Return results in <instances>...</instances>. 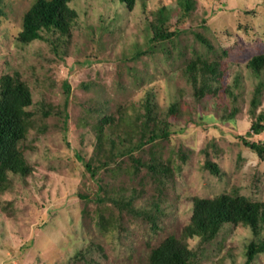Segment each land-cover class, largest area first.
<instances>
[{
  "label": "rangeland",
  "instance_id": "rangeland-1",
  "mask_svg": "<svg viewBox=\"0 0 264 264\" xmlns=\"http://www.w3.org/2000/svg\"><path fill=\"white\" fill-rule=\"evenodd\" d=\"M34 1L0 0V95L2 76L16 75L30 87L35 113L21 143L32 172L10 173L9 187L0 189V264H148L152 248L190 223L194 198L237 191L264 201V161L240 138L250 132L248 109L259 80L244 63L264 52V0H194L186 15L182 0H137L132 10L119 0H76L72 36L57 41V51L45 40L19 39ZM162 7L169 15L165 29L179 32L153 47ZM138 49L146 52L136 56ZM195 52L222 55L225 72L210 81L217 93L201 100L184 74ZM238 71L240 111L227 119L232 102L223 90ZM65 83L71 86L67 106ZM150 91L175 124L155 147L163 162L170 159L171 175L161 184L144 166L136 174L134 161L124 157L121 171L102 168L94 178L86 162L98 165L95 124L120 105L138 107ZM176 99L181 111L169 117ZM252 139L264 140V133ZM136 156L149 162V146ZM207 160L221 174L206 168ZM133 188L143 193L132 195ZM115 195L136 197L137 209H152V195L159 196L161 212L155 222L121 212ZM252 240H264V230L256 237L239 224L209 242L196 237L187 243L198 254L196 264H245ZM251 264H264V252Z\"/></svg>",
  "mask_w": 264,
  "mask_h": 264
},
{
  "label": "trees",
  "instance_id": "trees-1",
  "mask_svg": "<svg viewBox=\"0 0 264 264\" xmlns=\"http://www.w3.org/2000/svg\"><path fill=\"white\" fill-rule=\"evenodd\" d=\"M74 1L76 0L34 1L24 14L22 30L19 32L20 41L30 43L34 40H45L51 43L56 51L59 50L57 44L69 41L72 36L73 24L79 16V12L71 6ZM119 1L125 4L128 10H132L137 4V0ZM181 5L185 15L189 14L194 7V0H182ZM157 17L160 23H155V34L150 38V44L153 47L161 40H170L179 32L165 29L164 23L169 17L167 8L162 7L158 11ZM196 35L199 41L212 47L206 37L201 34ZM150 48L152 46L148 47V49ZM143 52L146 51L138 49L136 56L142 55ZM167 52V56L172 57L173 54ZM223 52L227 54L226 50ZM221 57L222 55H216L210 59L206 54L201 55L195 52L194 56L188 59L184 74L187 76L189 84L194 88V94L198 100L208 94L217 93L210 81L214 78L219 79L225 74ZM244 64L250 74L259 80L253 88L248 109L252 120L250 132L247 136L240 135V138L245 146L253 150L264 161V140L252 139L254 135L264 133V109L259 110L264 93V52L252 55ZM242 77V73L236 72L232 81L224 87L223 92L232 102L231 110H227V114L224 115L227 119H233L240 111L239 98ZM1 85L0 189L3 190L9 187L8 175L10 173L26 176L32 172V166L23 154L21 143L27 136L35 113L30 109L34 104V99L28 84L16 75L4 74L1 78ZM65 91L67 106L71 91V86L68 83H65ZM180 107V102L177 99L171 102L168 107L169 117L179 114ZM129 109L120 105L115 112L104 116L95 124L97 134L95 158L98 165H94L92 161L86 162L87 170L94 178L102 168H112V171L119 172L121 171L119 170L121 169V159L129 157L136 164V174L140 171L141 166H144L149 170V173L151 172L152 179L162 184L164 178L168 179L171 175L170 159L163 162L156 156L155 147L161 140L169 139L175 124L168 121L163 116V112L159 111L155 94L151 91L138 107L132 105ZM48 112L44 113L48 115ZM106 145L108 146L106 147ZM148 146L151 155L149 162L136 156V152L144 151ZM206 168L214 174H221L217 163L210 160H207ZM120 190L124 191L122 188ZM141 193H143L142 189L133 188L131 190L132 195ZM132 195L129 197L118 195L120 198L115 195L111 200L121 212L128 211L133 215H141L155 222L161 212L159 209L161 197L152 195V209H137L133 203L136 197ZM156 199L159 200L156 201ZM107 220L105 221L108 222ZM239 224L250 227L254 235L259 237L264 230V201L254 200L237 191L223 192L214 197L194 198L190 223L184 227L180 236L169 235L159 245L152 248L148 264H196L198 254L189 247L187 239L199 237L203 242H209L215 239L226 226ZM262 252H264V240H252L247 246L245 264H251Z\"/></svg>",
  "mask_w": 264,
  "mask_h": 264
}]
</instances>
